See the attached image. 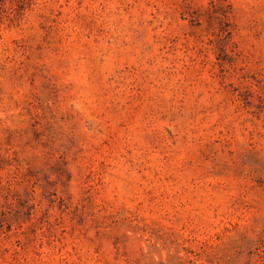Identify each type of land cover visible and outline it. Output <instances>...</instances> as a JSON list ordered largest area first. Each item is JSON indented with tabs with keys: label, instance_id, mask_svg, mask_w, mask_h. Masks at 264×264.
Segmentation results:
<instances>
[{
	"label": "rangeland",
	"instance_id": "obj_1",
	"mask_svg": "<svg viewBox=\"0 0 264 264\" xmlns=\"http://www.w3.org/2000/svg\"><path fill=\"white\" fill-rule=\"evenodd\" d=\"M0 264H264V0H0Z\"/></svg>",
	"mask_w": 264,
	"mask_h": 264
}]
</instances>
